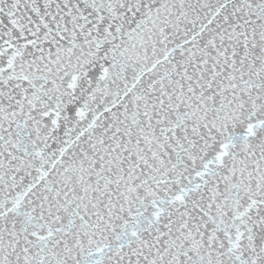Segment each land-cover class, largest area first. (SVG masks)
<instances>
[{
  "label": "snow or ice",
  "instance_id": "snow-or-ice-1",
  "mask_svg": "<svg viewBox=\"0 0 264 264\" xmlns=\"http://www.w3.org/2000/svg\"><path fill=\"white\" fill-rule=\"evenodd\" d=\"M0 264H264V0H0Z\"/></svg>",
  "mask_w": 264,
  "mask_h": 264
}]
</instances>
